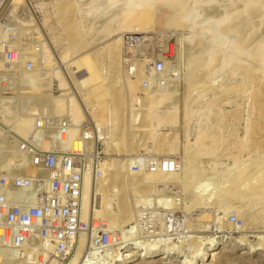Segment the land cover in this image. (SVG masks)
<instances>
[{
    "label": "rangeland",
    "instance_id": "1",
    "mask_svg": "<svg viewBox=\"0 0 264 264\" xmlns=\"http://www.w3.org/2000/svg\"><path fill=\"white\" fill-rule=\"evenodd\" d=\"M81 1L0 0V46H6V48L15 50L20 54L22 61L24 60L23 67L28 61L34 62L35 66L34 71L30 74L21 70L23 75L20 73L21 77L18 78L0 74V137L11 131L16 138L21 140L26 138L30 129L28 126L32 123V116L36 115V111L39 114L42 109L46 108V111L50 110L47 111L48 113L51 112L50 115L61 116H58V113L49 107L50 105L48 101L45 102L46 100L41 102H44L43 108H40V103L38 110L32 109L34 112L29 114L31 110L28 106L39 95L46 94V97L52 98L68 92V95L74 97L79 86L83 89L95 90L96 95H99L96 89L100 86H109L110 90L104 92L107 98H105V109L109 110L110 113L116 110L119 121L114 123L112 127H108V129H113V132H111L112 140L107 146L106 140L103 139L104 130L100 119L91 114L90 108L85 107L84 111L88 115L85 122L89 121L95 124V142H91L87 149L88 151L93 150L94 144L97 143L95 151L99 154L101 164L111 162L114 159L117 162L115 166L112 165V172L117 177L112 180L110 186L108 185L109 199L111 198L112 202L109 206L113 208V210L109 208V211L114 213L118 207V197L114 196L115 193H113V186H116L120 189L119 197L132 211L131 226H134L135 231L138 228L139 238L137 241L140 245L138 250L141 251L151 245L158 248L154 261H137L131 264H187L198 246L201 245L202 250L205 247L207 249L211 246L208 244L212 242L214 249L223 248L224 250H216L219 254L214 258L205 260L202 264H264V250H257L261 245L264 246V191H262L263 193L260 192L259 188L264 183L260 182L264 176L257 173L258 168L256 167L264 164V159H262L264 157V82L260 83L255 79H249L245 72V66L252 62L246 58L255 56L253 48L261 38L264 25L260 24L258 28L253 25V18L249 17L246 19L247 21H243L240 6L238 5V9L236 6H234L235 8L230 6L232 0H188V6L194 1L197 7L192 8L189 14L187 12L184 15L181 14L179 16L181 22L179 21L174 27L167 25V20L163 15L164 9L155 6L148 12L144 25L138 24L130 29H123L125 19L121 16L122 10H117V6L120 7L126 0H119L118 3L115 0L113 3L110 1L112 4L109 2V5L105 4L109 0L107 2L100 0V4L95 3V5L93 3V6L88 5L91 4L92 0ZM95 2L97 1L95 0ZM114 3L116 4L113 5ZM125 5H122L121 9ZM111 13L113 14L111 15ZM117 15H120V18ZM79 17L85 19V26L79 24ZM223 24H228V27L220 33L218 45L222 46L220 52L223 51V48L225 51L220 55L218 54L217 61H214V65L212 64L214 67L211 66L209 72L200 74L192 82L189 77L186 78V60H189L195 52L202 49V46L208 50L215 47L211 36L205 34V28L218 29ZM110 44L117 45L121 52L114 64L110 63L111 56L108 53ZM97 51L99 52V59L95 57ZM190 51H193V54ZM40 55L42 56L40 57ZM45 55L49 57V64L42 61L45 59ZM224 56H229V58L236 56L238 58L232 64H226L223 61ZM238 59L240 60L238 61ZM159 62L166 65L167 72H157L162 74L160 76L158 74L159 77L154 75L152 78L154 81L150 86L151 68ZM3 65L4 63L0 61V69ZM148 67L150 68L148 69ZM41 69L44 71L42 72ZM135 69H139V76L135 75ZM257 70L254 72L257 73ZM104 71H107V75ZM233 71L236 72L233 73ZM25 74L27 75L24 76ZM35 75L38 79L34 78ZM38 75L41 76L38 77ZM148 75L149 77H147ZM23 76L24 78H22ZM51 77H54L53 83L50 82L49 85L45 86L44 83ZM19 78L23 80L20 79L21 82H19ZM60 78L68 85V89L64 91L56 89L55 86H57ZM33 79H35L34 86L37 81L36 87L39 90L28 88ZM40 81L42 82L40 83ZM25 82L30 84H25ZM1 84L3 85L1 86ZM50 85L52 86L50 87ZM233 85L237 89L232 88L233 90L229 91L225 89H229ZM23 88H28L27 91L34 92L24 94L27 91L22 93ZM260 88H263V95L258 94ZM18 89H21L19 94L21 96L22 93L21 97L18 95ZM37 91H41V94ZM35 92L38 93V96ZM32 94L36 97H33ZM157 94H160L159 98ZM26 95L29 97L27 98ZM154 95H156L155 98ZM17 96L20 97L18 103L15 100ZM23 97L28 101L27 103L25 100H21ZM175 97L179 98L175 100ZM148 98L154 99L152 112L158 110L155 111L154 116L161 109V104L157 103L160 100L169 98L176 104L178 103L177 105L174 103V105L176 108L179 107L177 108L181 114L179 122L157 130V133L166 135L168 138L178 135V142L172 143L174 142L172 139H168L167 142H149L150 122L146 120ZM19 103L23 107L22 110ZM22 103L25 104L26 108ZM254 103L257 105L254 106ZM46 104H48L47 107ZM126 104L127 106L130 105L128 107L130 109L127 108ZM187 106L189 107V118L185 119V114L182 111ZM257 107L259 110H256ZM40 109L41 111H39ZM22 112H25L27 118ZM20 113L23 115L20 116ZM62 117L66 116L62 115ZM1 118L4 124H2ZM11 118L12 120L8 122V119ZM5 125L10 129L5 128ZM247 126L251 128V141L246 149L240 150L239 146L245 137ZM3 129L5 132L7 130L4 134ZM202 129L208 137L201 143L203 145L200 146V151L195 155L193 153H196L195 151L200 145L195 143L196 138ZM169 142L176 146L175 150ZM214 144L216 145L215 150H211L213 152L211 153L209 148L211 145L213 147ZM136 156H138L141 166L143 162L144 167L148 168V172L147 170L133 171L131 165L135 162ZM166 161L174 162L176 168L174 172L178 176L174 179H168L170 181L164 183L147 184L146 174L150 170L157 169L158 165ZM235 163H237V167L241 165L250 166L242 184L232 180L236 171L229 175L231 169H234ZM140 164L138 165L140 166ZM190 165H194L191 170L193 174L196 170V175L200 180L196 177L198 179L196 182L188 181L185 185L187 179H184V166ZM93 174L91 172L92 176H94ZM98 183L100 186L103 185V179ZM200 183L202 185L204 183V191H202L203 186H198ZM208 198L210 200H207ZM146 199L147 201H145ZM98 202L99 194L94 193V205ZM152 210L153 215L151 214ZM136 216L137 226L135 225ZM158 217L160 219L158 224H162L163 228H165V224H168V219H172L173 229L170 233H162L159 237L151 238L150 232H154L151 228H153L154 221L157 222ZM128 230L130 227H122L117 231L121 234V232L125 233ZM158 232L160 231L158 230ZM81 237L86 239L84 248L86 249L89 245L88 238L81 234L77 246L74 248L75 253L81 246ZM162 240L165 243H162ZM131 243H135L134 240ZM131 243L127 249L123 248L122 253L124 255L133 254L131 252L133 244L131 245ZM85 249L84 251L87 250ZM166 250L169 252L171 250L169 260L159 261L162 256H168ZM74 251L71 257L75 254ZM97 259H103V257Z\"/></svg>",
    "mask_w": 264,
    "mask_h": 264
},
{
    "label": "built area",
    "instance_id": "2",
    "mask_svg": "<svg viewBox=\"0 0 264 264\" xmlns=\"http://www.w3.org/2000/svg\"><path fill=\"white\" fill-rule=\"evenodd\" d=\"M0 61L4 62L0 74L11 78H18L21 70L35 69L32 61L22 68L21 55L6 46H0ZM155 69L164 72L166 65L159 62L151 71ZM73 125L70 118L54 117L43 109L34 116L25 139L15 141L11 133L0 138V264H65L81 234L90 237V257L123 241L118 231L101 222L82 220L84 175L90 170L100 178L101 161L98 152L87 150L95 142L94 124L89 121L82 124L76 140L82 149L76 151L72 144L65 148ZM167 162L150 171L160 166L165 170ZM138 164L136 156L134 172H148L143 162ZM159 222L158 217L151 238L172 232V219L165 228ZM135 235L139 237L138 232Z\"/></svg>",
    "mask_w": 264,
    "mask_h": 264
},
{
    "label": "bare ground",
    "instance_id": "3",
    "mask_svg": "<svg viewBox=\"0 0 264 264\" xmlns=\"http://www.w3.org/2000/svg\"><path fill=\"white\" fill-rule=\"evenodd\" d=\"M77 1V0H76ZM81 1V0H80ZM97 2H95V0L93 1H91V4H88L89 6L90 5H92L93 3L95 4V3H97V5L98 4H100V2L102 1H100V0H96ZM114 2V0H109L108 1V3H105L106 5H109V2ZM123 1H125V0H123ZM231 1V0H230ZM82 2V1H81ZM99 2V3H98ZM104 2H107V0L106 1H104ZM110 2V3H111ZM115 2L116 3H118L119 2V0H115ZM187 2H188V0H126L125 1V3H126V5H125V3L124 4H122V5H125V7L123 8V9H121V6L122 5H120V7H119V5L117 6L118 8H117V10H122V12L121 11H119V12H121V16H123L124 17V28L123 29H130V28H132V27H134V26H136V25H138V24H145L144 23V21L146 20V17H147V15H148V12L153 8V7H155V6H160V7H162L163 9H164V13H163V15H164V18L167 20V25L169 26V27H174L175 25H177V23H179V21H180V15L181 14H185V12H187L188 14L192 11V8H196L197 7V5H195L196 4V2H192V4L190 5V3H189V6H188V4H187ZM229 2V1H228ZM232 3H230V6L232 5L233 6V8H235L234 6H236V8L237 7H239L240 8V11L242 10V14H241V16L243 17V21L244 20H246L248 17L249 18H253V25H255V26H259L260 27V24H263L264 25V0H232L231 1ZM77 3V2H76ZM111 3V4H112ZM116 3H114L113 5H115ZM121 3V2H120ZM123 3V2H122ZM78 4H79V2H78ZM93 4V5H94ZM81 5V4H80ZM92 5V6H93ZM96 5V4H95ZM239 5V6H238ZM77 6V5H76ZM89 6H87V7H89ZM108 7V6H107ZM111 7V6H110ZM116 7V6H115ZM84 8V7H83ZM238 9V8H237ZM82 10V9H81ZM111 10V9H110ZM114 10V9H113ZM112 10V11H113ZM111 11V12H112ZM115 11V10H114ZM237 11H239V10H237ZM237 11H235V12H237ZM239 11V12H240ZM81 13V12H80ZM116 14H119V13H117V12H115ZM210 13H212V12H210ZM238 13V12H237ZM113 13H111V15H112ZM188 14H186V15H188ZM213 14V13H212ZM235 14V13H234ZM239 14V13H238ZM182 15V16H183ZM82 16V15H81ZM118 16V15H117ZM116 16V17H117ZM189 16V15H188ZM187 16V17H188ZM238 16V15H237ZM240 16V17H241ZM185 17V16H184ZM115 18V17H114ZM118 18H120V15L118 16ZM180 18V19H179ZM237 18H239V16L237 17ZM236 17H235V19H237ZM116 19V18H115ZM241 19V18H240ZM257 19H258V21H257ZM241 21V20H240ZM247 21V20H246ZM251 21V20H250ZM78 22H79V24H82V25H84V22H85V19L84 18H81V17H79L78 18ZM104 22V21H103ZM181 22V21H180ZM236 22V21H235ZM238 22V21H237ZM98 23V22H97ZM123 23V22H122ZM239 23V22H238ZM237 23V25H239ZM243 23V22H242ZM250 23V22H249ZM102 24V23H101ZM229 24V23H228ZM227 24V25H228ZM251 24V23H250ZM250 24H249V26H250ZM227 25H225V24H223V25H221V27L220 28H205V30H206V33L205 34H208V35H210L211 36V38H212V42H214V44L213 45H215V47H212L211 49L209 48V50L208 49H206L205 47H203L202 46V49H200V50H198L197 52H195L191 57H190V59L189 60H186L187 61V63H186V71H187V76H186V78L187 77H189V79H191V81L193 82V80L197 77V76H200V74H205V73H207V72H209L210 71V69H211V66H213L214 65V61H217L216 59H217V57H218V54L220 55V53H222L223 51H225L224 50V48H223V51H221L220 52V49L222 48V46H219L218 44H219V40H218V37H219V35H220V33H222L223 32V29L224 28H226V27H228ZM263 25H261V26H263ZM85 26V25H84ZM235 26V25H234ZM237 27V26H236ZM240 27V26H239ZM258 27V28H259ZM248 28V27H247ZM218 30H220V31H218ZM236 30H237V28H236ZM247 30V29H246ZM260 30V29H259ZM90 31V30H89ZM115 31V30H114ZM226 31V30H225ZM242 31H243V29H242ZM253 31V30H252ZM257 31V30H256ZM262 31H263V33H261V35H260V31H259V35H260V37H259V35H258V37L260 38V40H259V42H257V44H255V47L253 48V52H254V55L255 56H253V57H248V58H246L248 61H252V62H250V64L249 65H246L245 67V72H246V76L249 78V79H255V80H257V81H259L260 83H263L264 82V30L262 29ZM109 34V33H108ZM112 34V33H111ZM204 34V35H205ZM107 36H109V35H107ZM111 36V35H110ZM244 36V35H243ZM257 37V38H258ZM256 38V39H257ZM106 39V38H105ZM255 39V40H256ZM245 40V39H244ZM258 41V40H257ZM116 44V43H115ZM114 44V45H115ZM113 44H110L109 46H108V49H109V51H108V53H109V55L111 56V60H110V63L111 64H114V61L116 60V58L117 57H119V55H120V50L117 48V45H115L114 46ZM244 45V44H243ZM208 47H210V46H208ZM250 47V46H249ZM201 48V47H200ZM240 50H241V48H240ZM251 51V50H250ZM23 52V51H22ZM31 52V51H30ZM236 52V51H235ZM26 54V53H25ZM31 54V53H30ZM224 54V53H223ZM222 54V55H223ZM231 54H233V53H231ZM238 54V53H237ZM33 55H34V53H33ZM42 55H40V57H41ZM45 57V59L44 58H42V59H44V60H42V61H45V63H47V64H49L50 63V60H49V57L47 56V55H45L44 56ZM95 57H96V59H99V52L97 51V53L95 54ZM98 57V58H97ZM122 57V56H121ZM223 57V56H222ZM225 57V56H224ZM234 57V56H233ZM232 57V58H233ZM244 57V56H243ZM247 57V56H246ZM23 58V57H22ZM232 58H229V56L228 57H225V58H223V61L227 64V63H229V64H232V62L233 61H237V58H236V56L234 57V58H236V59H234L233 58V60H231ZM240 58V57H239ZM241 59V58H240ZM240 59H238V61L240 60ZM254 60V61H253ZM24 61V60H23ZM94 61V60H93ZM2 62V61H1ZM39 62V61H38ZM223 62V63H224ZM2 63H4V62H2ZM38 64H41V63H38ZM213 64V65H212ZM244 64V63H243ZM45 65V64H44ZM117 65V64H116ZM253 65H254V67H253ZM23 67V66H22ZM42 67H43V65H42ZM153 67V66H152ZM214 67V66H213ZM44 68V67H43ZM150 67H148V69H149ZM45 69V68H44ZM44 69L42 70V72L44 71ZM152 69V68H151ZM256 69H258L257 71L259 72H254V71H256ZM46 70V69H45ZM139 70V69H138ZM138 70H134V71H136L135 72V75H137V76H139L140 75V71H138ZM47 71H48V69H47ZM46 71V72H47ZM124 71V70H123ZM138 71V72H137ZM41 72V71H40ZM105 72V71H104ZM126 72V71H125ZM128 72V71H127ZM149 72V71H148ZM167 72V71H166ZM234 72H236V71H233V73ZM21 73V72H20ZM106 73V75H107V71L105 72ZM151 73V76L149 77V75L147 76V77H149L150 78V86L152 85V82L154 81V80H152V78L154 77V75L155 76H158V74L160 73H157V71H156V69H155V71H152V72H150ZM232 73V74H233ZM22 74V73H21ZM28 74H30V73H28ZM41 75L43 74V73H40ZM46 74V73H45ZM130 74V73H129ZM134 74V73H133ZM146 74V73H145ZM162 74V73H161ZM161 74H159V76L161 75ZM236 74V73H235ZM23 75V74H22ZM27 74H25L24 76H26ZM41 75H38V77L39 76H41ZM132 75V74H131ZM168 75V74H167ZM166 75V76H167ZM4 76V75H3ZM24 76L22 77V78H24ZM51 76V75H50ZM158 76V77H159ZM6 77H9V76H6ZM20 77H21V75H20ZM28 77V76H27ZM31 77H33V76H31ZM30 77V78H31ZM45 77V76H44ZM47 77H49V76H47ZM158 77H157V79H158ZM165 77V76H164ZM168 77V76H167ZM34 78L35 79H38L37 77H36V75L34 76ZM185 78V79H186ZM247 78V79H248ZM21 78H19V80H20ZM27 79V78H26ZM29 79V78H28ZM32 79V78H31ZM35 79H33V81H31L32 83L34 82V80ZM42 79V78H41ZM47 79V78H46ZM46 79H43L44 81L46 80ZM54 79V77H51V78H49V79H47L46 80V83H44L45 84V86L49 83L50 84V82H52V80ZM173 79V78H172ZM21 80H23V79H21ZM21 80L19 81V82H21ZM40 80V79H39ZM42 80V81H43ZM42 81H40V83L42 82ZM189 81V80H188ZM4 82V81H3ZM3 82H1V83H3ZM24 82V81H23ZM37 82V81H36ZM36 82H35V86H34V83L32 84H30V83H27V82H25V84H30V86L28 87L30 90H39V89H37V87H36ZM156 82V81H155ZM154 82V83H155ZM172 82V81H171ZM176 82V81H175ZM53 83V82H52ZM58 84H57V86H55L56 87V89L57 90H60V91H64V90H66V89H68V85L65 83V81L63 80V79H59V81L57 82ZM188 83V82H187ZM22 84H24V83H22ZM24 84V85H25ZM39 84V83H38ZM48 84V85H49ZM170 84V83H169ZM171 84H173V83H171ZM3 84H1V86H2ZM23 85V86H24ZM41 85H43V84H41ZM166 85V84H165ZM179 85V84H178ZM183 85V84H182ZM188 85V84H187ZM22 86V87H23ZM28 86V85H27ZM52 85H50V87H51ZM20 87H21V85H20ZM42 87V86H41ZM149 87V86H148ZM171 87H173V86H171ZM183 87V86H182ZM28 88L27 89H24V90H21V89H18L19 90V93H18V95L20 94V90H21V92L23 93V91H27L28 90ZM154 88V87H153ZM169 88H170V86H169ZM188 88V87H187ZM232 88H236V87H234V85L233 86H231V88H229V89H227V88H225L227 91H229V90H231ZM41 89V88H40ZM45 89V88H44ZM43 89V90H44ZM150 89V88H149ZM159 89V88H158ZM171 89V88H170ZM174 89V88H173ZM172 89V90H173ZM178 89V88H177ZM237 89V88H236ZM27 91L26 93H24V94H28V92L30 93L31 91ZM45 90H47V89H45ZM44 90V91H45ZM48 90H49V88H48ZM97 91H98V93L97 94H99V95H96V91L95 90H87V89H83V87H81V86H79V90H78V92L77 93H75V96L73 97V96H70V95H68L69 93L68 92H65V93H62L60 96H57V97H52V98H49V97H46L45 95L46 94H43V96L42 95H39L38 96V93L39 94H41L40 92L41 91H37V92H35V93H37V96L38 97H36L34 94H32V95H34L33 97H36V99H35V101H33V102H31L30 103V105L28 106V108H30V110H31V112H29V111H27V112H29V114H31L32 112H34L33 110H38V106H40V103L42 102V100L44 101V100H46L45 102L47 103V101H48V104L50 105L49 107L54 111V112H57L58 113V116L59 115H61L60 117H62V115H65L66 117H68V118H70L71 120H72V122H73V126H72V128H71V133H70V142L69 143H66L65 144V148H69V146L72 144L73 145V148L76 150V151H79L80 149H81V143L79 144L76 140H77V138L81 135V133H82V131H81V126H82V124L85 122V120L86 119H88V115L85 113V111H84V108L85 107H87V108H90L91 109V114H93V115H95V117H97V118H99L100 119V121H101V125H103V130H104V133H103V139L104 140H106V144H107V146L109 145V141H111L112 140V136H111V132H113V129L111 130V129H108V127H112L113 125H114V123H117L118 121H119V116H118V114L116 113V110H113L111 113H110V111L109 110H106L105 108V101H106V95H105V93L108 91V90H110V87L109 86H104V87H102V86H100L98 89H96ZM169 90V89H168ZM233 90V89H232ZM167 91V90H166ZM179 91V90H178ZM257 91V90H256ZM255 91V92H256ZM262 91H263V88H260L259 90H258V94L259 95H263V93H262ZM8 92V91H7ZM32 92H34V91H32ZM31 92V93H32ZM105 92V93H104ZM161 92V91H160ZM9 93V92H8ZM22 93H21V96H22ZM153 93V92H152ZM176 93H177V91H176ZM182 93V92H181ZM23 94V95H24ZM148 94V93H147ZM151 94V93H150ZM171 94V93H170ZM169 94V95H170ZM175 94V93H174ZM178 94V93H177ZM5 95H7V96H10V95H8V94H5ZM158 96V98L160 97L159 95L160 94H157ZM176 95V94H175ZM179 95V94H178ZM183 95V94H182ZM257 95V94H256ZM258 95V96H259ZM20 96V95H19ZM20 96V97H21ZM50 96V95H49ZM148 96V95H147ZM153 96V95H152ZM151 96V97H152ZM155 96L156 95H154V98H155ZM168 96V95H167ZM167 96H166V98H167ZM20 97H18L17 96V99L15 98V100H17L16 102L18 103V99L20 98ZM25 97V96H24ZM24 97L23 98H21V100L23 99V100H25L26 101V99H24ZM26 97H27V95H26ZM29 97V96H28ZM27 97V98H28ZM31 97V96H30ZM51 97V96H50ZM150 97V96H149ZM170 97H171V95H170ZM176 97H177V95H176ZM175 97V98H176ZM49 98V99H48ZM102 98H106L105 100L104 99H102ZM157 98V99H158ZM179 98V97H178ZM178 98H176L175 100H177ZM5 99V98H4ZM8 100H9V98H7ZM6 99V100H7ZM30 99V98H29ZM41 99V100H40ZM156 99V100H157ZM160 99H162V98H160ZM22 100V101H23ZM148 101V105H147V108H148V113H147V118H146V120H148L149 122H150V128H149V134H148V139H149V142L150 143H158V142H167V141H169V140H174V142H172V143H176V141L178 140V135H174L173 137H167L166 135L164 136V135H160L159 133H157V130H161V129H163L164 127H168V125H175V124H177L178 122H179V119H180V116H181V114L179 113V109H177V108H179V107H177L176 108V106L174 105V101L172 100V99H162V100H160V102H157V103H159V104H161V109H160V111L158 112V113H156L157 115L156 116H154V113H155V111L157 110H155L154 112H152V110H154L153 108V104H154V99H152V98H148L147 99ZM155 100V101H156ZM11 102V101H10ZM28 101H26V103H27ZM44 103V102H43ZM43 103H41V106H40V108L42 107V104ZM20 104V103H19ZM29 104V103H28ZM48 104H46V107H47V105ZM176 104V103H175ZM178 104V103H177ZM176 104V105H177ZM22 105H23V103H22ZM25 105V104H24ZM23 105V106H24ZM27 105V104H26ZM257 105V103H254V106H256ZM17 106H19V105H17ZM20 106H21V104H20ZM126 106H127V104H126ZM160 106V105H159ZM262 106V105H261ZM25 107V106H24ZM48 107V108H49ZM128 107H130V105H128L127 106V108ZM156 107V106H155ZM26 108V107H25ZM43 108V107H42ZM157 108V107H156ZM188 106L187 107H185V108H183V113L185 114V116H184V118L185 119H188L189 118V112H188ZM4 109V108H3ZM21 110L23 109V107L21 106V108H20ZM33 109V110H32ZM46 109V108H45ZM128 109H130V108H128ZM17 110H18V108H17ZM16 110V111H17ZM20 110V111H21ZM29 110V109H28ZM43 110V109H42ZM49 110V109H48ZM47 110V111H48ZM101 110V111H100ZM133 109L131 108V111H132ZM256 110H259L258 109V107L256 108ZM255 110V111H256ZM39 111H41V109L39 110ZM50 111V110H49ZM114 111H115V113H114ZM131 111H129V112H131ZM158 111V110H157ZM156 111V112H157ZM8 113V112H7ZM12 113V112H11ZM22 113H24V116L26 117V115H25V112H22ZM22 113H20V116L21 115H23ZM38 113V111H36V114ZM50 114H51V112H49ZM13 114H14V112H13ZM13 114H11V115H13ZM15 114H17V113H15ZM28 114V113H27ZM33 114H35V113H33ZM28 117H29V115H27ZM5 117V116H4ZM11 117V116H10ZM14 118H15V116H13ZM54 117H57V115L56 116H54ZM154 117V118H153ZM27 118V117H26ZM30 118V117H29ZM33 118H34V115L32 116V121H33ZM63 118V117H62ZM153 118V119H152ZM1 120H2V118H1ZM9 120H12V118L11 119H8V122H9ZM31 120V119H30ZM5 121V120H4ZM13 121H14V119H13ZM2 122H3V120H2ZM25 122V121H24ZM24 122H23V124H24ZM27 122H29L28 120H27ZM10 123H11V121H10ZM22 123V122H21ZM248 123H249V121H248ZM2 124H4V122L2 123ZM12 124V123H11ZM29 124H30V122H29ZM6 125L8 126V124L6 123ZM5 125V128L7 127ZM27 125H28V123H27ZM26 125V126H27ZM31 125H32V123L28 126V127H30V129H31ZM12 126V125H11ZM25 126V127H26ZM94 126H95V124H94ZM21 127V126H20ZM23 127V126H22ZM8 129H10V127H7ZM27 128V127H26ZM107 128V129H106ZM205 128V127H204ZM28 129V128H27ZM26 129V130H27ZM30 129H29V131H30ZM106 129V130H105ZM246 133H245V137H244V139L242 140V143H241V145L239 146V149L240 150H244V149H246V147L248 146V144H249V142L251 141V128H250V126H247L246 128ZM4 130V129H3ZM25 130V129H24ZM10 131V130H9ZM28 131V132H29ZM95 131V130H94ZM6 132H7V130H6ZM5 132V130L3 131V134L4 133H6ZM1 133V132H0ZM11 133V131L10 132H8V133H6L5 134V136L7 135V134H10ZM13 136H14V134L13 133H11ZM2 136V135H1ZM5 136H3V137H5ZM15 137V136H14ZM206 137H208V135L207 134H205L204 133V131H203V129L198 133V135H197V138H196V144H200V145H198V148L196 149V153H193V154H198V152L200 151V146L201 145H203V144H201L203 141H205V139H206ZM212 137V136H211ZM0 138H2V137H0ZM15 139H17V140H15V141H20L21 139H19V138H16L15 137ZM23 139H25V138H23ZM22 139V140H23ZM169 139V140H168ZM208 139V138H207ZM74 141H76V142H74ZM99 141V140H98ZM97 141V142H98ZM187 141V140H186ZM178 142V141H177ZM213 142V141H212ZM89 144H91V143H89ZM88 144V145H89ZM103 144V143H102ZM169 144H170V146H172V148L175 150V148H176V146H173V144L171 145V142H169ZM213 144V143H212ZM96 145H97V143H96ZM96 145L94 144V146H93V150H95L96 149ZM187 146V145H186ZM210 146V145H209ZM208 146V147H209ZM215 144L213 145V147H212V145H211V148H209V150L211 151V150H215ZM83 147V146H82ZM197 147V146H196ZM88 148V147H87ZM193 149V148H192ZM88 150V149H87ZM89 150H90V148H89ZM93 150H91V151H93ZM109 150V149H108ZM194 150V149H193ZM90 151V152H91ZM89 152V151H88ZM186 152V151H185ZM190 153V152H189ZM211 153H213L212 151H211ZM103 154L105 155V153H104V151H103ZM107 155V154H106ZM263 155V154H262ZM118 156H120V155H118ZM117 156V157H118ZM110 158H111V156H110ZM109 158V159H110ZM189 158H191V155H189ZM236 158V157H235ZM105 159V158H104ZM262 159H264V157H262ZM110 160H112V159H110ZM195 160V159H194ZM199 161V160H198ZM264 161V160H263ZM103 162V161H102ZM190 162V161H189ZM200 162H201V159H200ZM108 163H110V164H108ZM116 160L114 159V160H112L111 162H105L104 164H101V167H99V170L101 171V173H102V176L100 177V178H97L96 180H95V174H96V172L94 171L93 173V175L94 176H92L91 175V172L92 171H90L89 172V170L87 171V173L85 172V176H84V183H83V195H82V220L85 222V223H90L91 224V222H93V221H95V222H101L102 224H104L105 225V228H108L109 230H113V231H117V230H120L122 227H130V230H128V231H126L125 233L124 232H121V235H122V239H123V241L122 242H120V243H117L118 244V246L116 247V248H112V249H109V250H106L105 252H101L100 254H95V255H92V257H93V259L95 258V260H93L92 259V257H90V256H88V248H89V245L87 246V250L84 248V245H85V241H86V239L84 240V238L83 237H81V242H80V248L78 249V251H77V253H75V251H74V249H73V251H74V253L75 254H73V256L71 257V255H72V253H73V251H72V253H71V255H70V257H71V259H70V257H69V262H68V260L66 261L67 263L66 264H131V263H133V262H137V261H143V262H149V261H154V259H156V252L158 251V248H155L154 247V245H151V246H149V247H147V248H144L143 250H141V251H139L138 250V248H139V241H137L138 239L137 238H139V237H136V232H138V228H137V230L135 231L134 230V226H131L132 225V222H131V220H132V211L131 210H129L128 209V207H127V205L125 204V202H123L122 201V198L121 197H119V194H120V189L118 188V187H116V186H113L114 187V190H113V193H115V195L114 196H117L118 197V207H116L117 208V210H116V212H114V213H111L109 210L110 209H112L113 210V208H110V206H109V204L110 203H112L111 202V198L109 199V187H108V185L110 186L111 184L110 183H112V180H114L116 177H117V175H114V172H112V165H116ZM174 164V162H171V161H169V162H167V166H166V168H165V170H164V166H160L159 167V169H158V171H149V173H147L146 175V182H147V184H152V183H155V184H160V183H164L165 181H170V180H168V179H174L175 177H177L178 176V174L176 173V172H174V171H176V168L174 169V170H172L169 166H175V164L174 165H171V164ZM194 163V162H193ZM202 163V162H201ZM264 163V162H263ZM263 163H261V164H263ZM237 163H235V167H234V169L232 170L231 169V173H229V175H231L233 172H235L236 171V173H235V175H234V177L232 178V180L234 181V182H239V184H242V182L244 181V179H245V177L247 176V171L249 170L248 168L250 167L249 165H241V166H239V167H237V165H236ZM260 164V163H259ZM252 165H253V163H252ZM264 165V164H263ZM263 165H257L256 167L258 168L257 169V173L258 174H262L263 176H264V167H263ZM113 166V167H114ZM194 166V165H193ZM193 166H184V179L186 178L187 179V181H185L186 182V184L185 185H187V182L189 181V182H193L194 183V181L196 182L198 179L196 178V177H198L196 174H197V172H196V170H195V174H193V171L191 170L192 169V167ZM190 168V169H189ZM125 169H127V168H125ZM130 169V168H129ZM194 169V168H193ZM253 170H254V168H252ZM111 171V172H110ZM127 171V170H126ZM169 171V173H167ZM252 172V171H251ZM112 173V174H111ZM250 175V174H249ZM262 176V177H263ZM203 177V176H202ZM199 178V177H198ZM103 179V185H98L99 183H98V181H100V180H102ZM185 179V180H186ZM203 179V178H202ZM176 180V179H175ZM199 180H200V178H199ZM247 180V179H246ZM249 180V179H248ZM172 182V181H171ZM260 182H264V177L263 178H261V180H260ZM168 183V182H167ZM244 183V182H243ZM169 185V184H168ZM194 185V184H193ZM199 187L200 186H203L204 187V183H203V185L200 183V185H198ZM260 186V185H259ZM197 187V186H196ZM202 188V187H201ZM260 188V192H262V191H264V183H262V185L259 187ZM196 189V188H195ZM198 189H200V188H198ZM203 189V188H202ZM257 189V188H256ZM167 190V189H166ZM205 190V187H204V189L202 190V191H204ZM258 190V189H257ZM201 191V192H202ZM197 192V191H196ZM259 192V191H258ZM94 193H96V194H99V202H98V204H96V205H94V203H93V199H94ZM107 193H108V195H107ZM204 193V192H203ZM263 193V192H262ZM117 194V195H116ZM198 194H201V193H199L198 192ZM197 194V195H198ZM260 195H262V194H260ZM108 196V197H107ZM112 196V195H111ZM206 196V195H205ZM204 196V197H205ZM113 198V197H112ZM144 200V199H143ZM207 200H210L209 198L207 199ZM114 201V200H113ZM145 201H147V199L145 200ZM117 203V202H116ZM170 204V203H169ZM114 205V204H113ZM115 205H117V204H115ZM138 206H139V204H138ZM190 206V205H189ZM191 207V206H190ZM110 208V209H109ZM186 209V208H185ZM190 210V209H189ZM204 210V209H203ZM139 213V212H138ZM137 213V214H138ZM151 214L153 215V210H152V212H151ZM135 225L137 226V216H136V218H135ZM124 229V228H123ZM136 229V228H135ZM86 238H88L87 240H89V243L88 244H90V237L88 236V237H86ZM78 239L79 238H77L76 239V246H77V242H78ZM133 240H134V242L135 243H131V242H133ZM136 240V241H135ZM212 242V241H211ZM131 243V245L133 244V246H132V253L133 254H131V255H128V254H126V255H124V253H122V250H123V248L125 247L126 249L128 248L127 246H129V244ZM153 244H155V243H153ZM208 244V243H207ZM159 245V244H158ZM208 245H211V246H209V248H207L206 249V247L202 250L201 249V245L200 246H198L197 248H196V250H194L193 251V255H192V258H191V260L187 263V264H202L205 260H209L210 258H214L217 254H219L218 253V251H216V250H220V251H223L224 249L222 248V249H214L213 248V246H214V243L212 242V243H209ZM75 246V247H76ZM146 246V245H145ZM74 247V248H75ZM84 249L86 250V251H84ZM162 249H164V248H162ZM167 249H168V247H167ZM170 249V248H169ZM116 250V251H115ZM129 250V249H128ZM165 250V249H164ZM172 250V249H171ZM171 250H170V252L168 251V250H166L168 253H167V257H164V256H162L161 257V259H159V261H167V260H169V258H170V256H171ZM258 251H260V250H264V246L263 245H261V247H259L258 249H257ZM113 252V251H115L114 253H110V252ZM180 252V251H179ZM178 252V253H179ZM165 253V252H164ZM174 253V252H173ZM166 254V253H165ZM104 255V256H103ZM164 255V254H163ZM174 255H175V253H174ZM103 257V259H97V258H102ZM174 257V256H173ZM186 264V263H185Z\"/></svg>",
    "mask_w": 264,
    "mask_h": 264
}]
</instances>
